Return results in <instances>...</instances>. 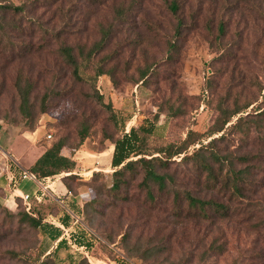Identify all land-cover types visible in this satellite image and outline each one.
I'll return each mask as SVG.
<instances>
[{
  "label": "rangeland",
  "instance_id": "obj_1",
  "mask_svg": "<svg viewBox=\"0 0 264 264\" xmlns=\"http://www.w3.org/2000/svg\"><path fill=\"white\" fill-rule=\"evenodd\" d=\"M170 1L0 0L26 7L7 21L8 26H21L16 33L22 41L32 40L37 50L33 57L10 60L0 33V147L5 148V153H0L4 161H13L9 158L13 151L2 142L13 139L14 147L26 148L18 162L28 167L27 162L64 137L63 152L74 157L76 169L72 176L63 178L66 172H62L52 179L62 178L78 193L73 202L68 188L67 194L61 195L76 212L92 197L91 187L99 195L103 185L112 183V140L156 113H160L156 127L160 138L180 142L193 129L206 144L222 133L206 136L224 117H219V103L224 102L223 107L229 110L251 103L226 125L230 130L242 115L246 118L242 130L250 128L249 133L230 132L228 140L219 141L216 148L245 153L260 146L257 139L264 131L257 121H264V112L260 113L264 110V0H181L178 14L169 8ZM64 42L73 46L76 54L80 47L84 56L93 54L87 72L94 74L99 66L105 70L96 85L73 77L72 67L58 55ZM82 58L78 55L80 62ZM21 76L34 84L32 100L37 112L33 120L19 110L16 82ZM47 91L52 94L50 108L42 113L39 109ZM97 92L106 104L95 98ZM108 103L122 120L130 118L124 126L112 120ZM172 107L176 115L171 114ZM84 122L90 126V134L78 145ZM160 143L161 139H156L152 145ZM200 146L192 144L187 152L172 157L171 170L177 171L185 187L192 186L196 173L181 159ZM94 171L104 173L92 178ZM261 179L264 181V175ZM259 194L264 201V186ZM100 195L108 203L114 199L106 189ZM130 195L133 201L129 206L121 203L112 221L83 206L80 222H72L64 231L69 238L61 248H56V241L41 228L12 214L23 209L21 201L11 210L0 198V264H81L86 256L92 264H117L116 250L137 264L155 260V264H264V208H248L247 214L236 215L234 220L183 221L176 215L173 197L163 196L155 208H142L138 205L146 200V192L133 187ZM180 205L186 203L180 201ZM41 207L44 221L58 224L53 217L61 212L58 204L48 202ZM121 211L124 220L130 221L133 240L139 239L142 250L150 248L156 253L149 260L125 250L129 242L122 240L126 225L122 220L125 228L118 234L116 222ZM86 230L94 234L90 236ZM80 233L91 242L96 259L87 255L85 247L76 245L73 234Z\"/></svg>",
  "mask_w": 264,
  "mask_h": 264
},
{
  "label": "trees",
  "instance_id": "obj_2",
  "mask_svg": "<svg viewBox=\"0 0 264 264\" xmlns=\"http://www.w3.org/2000/svg\"><path fill=\"white\" fill-rule=\"evenodd\" d=\"M181 5V0H171L169 8L174 14H178ZM25 10L26 7L23 4L0 3V33L2 32V38L5 39V52H9L10 60H17L18 57L24 58L29 55L33 57L37 52L32 40L22 41V39H20L21 36L16 33L22 28L21 26H18V24L8 26L9 22L7 21L10 18L15 19L16 16L20 15ZM179 24L182 25L180 22ZM221 27L223 29V25ZM176 32L180 33V30ZM97 50L98 48L92 49V52H96ZM58 53L62 61L66 65L68 64L72 67L73 77L78 81L92 80L94 85H96L98 78L102 74H105V70L102 66H99L94 74L87 72L86 69L90 64L93 54L88 53L84 56L83 47H80L78 54H76L74 47L64 42L60 46ZM78 55L83 57L81 62L78 59ZM147 74V70L143 71V77ZM16 87L20 97V112L27 119L33 120L34 114L37 112L35 111L36 103L32 100V93L34 90L33 82L29 77L21 76L17 79ZM51 96L52 94L48 91L44 94L39 109L42 113L49 111V99ZM95 98L100 103L106 104L103 95H100L98 92ZM250 104L251 103H248L243 108L229 110L223 107L224 102L219 103V117H224L222 118L221 124L214 128L213 131H210L206 136L210 137L214 133H222L217 137L211 138L206 144L203 143L204 139L201 133L193 129H189L186 138L180 142L170 141L167 138H165L166 140L160 138L156 128L160 123V113H156L152 119H146L139 125H132L129 130L124 129V127L121 135L112 140L110 146H113L110 155V164L114 169L112 172V183L108 187L103 185L99 191L100 194H102L106 189L108 194L114 199L109 203L106 202L105 199H103L100 194L97 195L94 188L90 186L93 195L90 199L84 200V203L81 205L83 209L79 211L82 212L85 206H89L93 212L112 221L114 213L121 203L128 204L129 206L133 201L130 195V190L133 187L146 192V200L143 204L138 205L142 208H155L159 206L160 203L158 200L163 196H168L169 198L173 197V207L176 209V215L183 221H189L190 219L199 221L212 219L216 221L234 220L236 215L239 216L243 213L247 214V211H249L248 208H252V211L264 208V201L259 194L260 189L264 186V181L261 179V176L264 175V132L257 139V141L260 142V146L254 150L241 153V151L238 152L236 149L228 148V151L225 149L224 151L216 148V143L228 140L230 132H232L231 134H233V132H239L240 135L242 133L243 136L249 133L250 128H247L245 131L242 130V123L246 120L242 115L232 124L230 130H228L229 126L226 125L232 121L234 116L244 112ZM106 106L111 110V118L116 124L124 126L126 121L130 119L124 118L122 120L113 110L112 104L108 103ZM262 112H264V110L260 113ZM177 113L172 107L171 114L176 115ZM261 115L264 116V113ZM263 124L264 121H257V125L258 127L260 126L259 129L261 132L264 131ZM89 134L90 126L84 122L79 130L80 139L78 145H81ZM156 139H161V143L159 145H152V142ZM246 139L248 140V138ZM239 140L246 142L242 137H240ZM196 143L201 144V146L193 153L185 154L181 159V161L190 164L192 170L196 173V178L190 182L192 186L185 187L183 181L178 178L177 171L171 170L172 157L187 152L188 147ZM65 146V138L60 137L27 169L35 173L39 180H44L48 176H55L62 172H66V175H64V177L62 176L63 178L70 175L72 176L77 163L72 155L63 152ZM191 167L187 169L190 170ZM23 168L24 167L18 165L16 162L10 161L11 176L13 178L10 185L12 188L20 185L23 181L21 175ZM103 173L104 171H94L92 178L103 175ZM62 181L67 186L64 180ZM67 188L71 192L72 197L70 200L73 202L76 200L78 193L69 186H67ZM1 189L0 187V192L3 193ZM12 190L15 191L14 189ZM37 191H39V189ZM202 193L204 195H202ZM34 194L30 210L26 209L19 194H14L12 201L9 202L7 200L4 204L13 210V208L18 207L21 201L23 203V209L18 213L12 214L20 215V220L23 223L26 222L33 227L41 228L56 241V248H61L67 243L69 237L65 235V229L60 225L44 221V216L41 212V204L48 202L57 203L62 213L60 212L59 215L57 214L53 217L60 220V222L68 228L72 226V222H74L75 218L73 214L78 216L81 220L80 212H76L71 207L70 201H67L66 198L63 202H60L53 195L47 194L40 201ZM180 201H184L186 205L181 206ZM122 211L117 215L116 222L118 227H120L118 234L123 233L122 231L125 228L124 225H126L122 240L126 242L129 239V242L125 250L131 254H140L141 258L149 260L156 253L150 248L142 250V244L139 242V239L135 238V240H133L132 231L130 230L131 226L130 223H128L130 221L124 220L125 212ZM122 220L125 222L124 225H121ZM261 223V226H263L264 221ZM86 231L90 236L94 234L91 230ZM83 234L84 233H80V236L73 234L76 245L84 246L88 253L90 252L89 256L96 259V256L91 253V242L87 241ZM115 252L117 255L114 261H116L117 264H137L123 251L120 252L116 250ZM87 259L90 261L89 257L86 256L81 264L85 262L89 264ZM155 262L156 260L152 261L151 264H155ZM90 264H92L91 261Z\"/></svg>",
  "mask_w": 264,
  "mask_h": 264
},
{
  "label": "crops",
  "instance_id": "obj_3",
  "mask_svg": "<svg viewBox=\"0 0 264 264\" xmlns=\"http://www.w3.org/2000/svg\"><path fill=\"white\" fill-rule=\"evenodd\" d=\"M36 133H37V131L33 134V136ZM3 138H4V136L2 137V139ZM11 140L13 141V139H9L8 141H5V142L2 141V142L7 144L8 147L11 149V151H13L14 156L12 155L9 158H11V160L16 162L18 165L22 166V164L18 162V159H19L20 155L23 156V151L26 150V148L25 149H23L24 147L20 148L19 144H18V146L14 147L13 146L14 144ZM0 149H1L0 150L1 152H4L5 148L0 147ZM25 152H27V151H25ZM40 155L36 156L35 158H32V160L30 162H27L28 167L31 166ZM2 156L3 155H1V153H0V164H1L0 167H2V168H0V169H2L0 171V172H2L0 174V187L2 188L1 191H3V194L0 195V198L4 199L5 201L8 200L9 202H11L14 194L20 195V193H22V192H29L31 194H34L39 189V185L36 182L30 181V180H23L20 183V185H18V187L15 191L12 190L13 188L11 187L10 180H9V178L11 176L10 161H8L7 159L4 161V157H2ZM22 167L28 168V167H25L24 165ZM58 180H60L61 183L58 182ZM50 184H51L50 185L51 191H53L54 193H57V195L61 196L62 194H67V186L63 183L61 178H58L55 180L51 179ZM31 187H33L35 190H31L30 189ZM58 225L65 226L62 222H60V220H58Z\"/></svg>",
  "mask_w": 264,
  "mask_h": 264
},
{
  "label": "built area",
  "instance_id": "obj_4",
  "mask_svg": "<svg viewBox=\"0 0 264 264\" xmlns=\"http://www.w3.org/2000/svg\"><path fill=\"white\" fill-rule=\"evenodd\" d=\"M49 137H51L52 135L51 134H48ZM22 180H30V181H33V182H36L38 185H39V191H36L34 196L38 199V200H42L47 194H50V195H53L58 201L60 202H63V200L61 199L62 197L60 195H57V193H54L53 191H51V179L52 178H55V176H48L46 177L44 180H39L38 177L36 176L35 173L31 172L29 169L27 168H23V171H22ZM12 176H10L9 180L11 182L12 180ZM18 186L14 187L13 189L16 190ZM20 196L26 206V209L27 210H30L31 209V205H32V197H33V194L29 193V192H22L20 193ZM74 223L76 224L77 222L80 221L79 217L74 215ZM61 227H63L65 229V231H68V227H65L63 225H60ZM84 247V246H82ZM87 255H89L87 253Z\"/></svg>",
  "mask_w": 264,
  "mask_h": 264
}]
</instances>
